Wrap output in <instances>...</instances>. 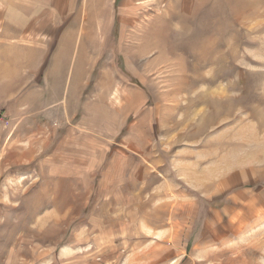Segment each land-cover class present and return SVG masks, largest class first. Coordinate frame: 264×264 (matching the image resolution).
I'll list each match as a JSON object with an SVG mask.
<instances>
[{"label": "rangeland", "instance_id": "obj_1", "mask_svg": "<svg viewBox=\"0 0 264 264\" xmlns=\"http://www.w3.org/2000/svg\"><path fill=\"white\" fill-rule=\"evenodd\" d=\"M46 2L0 0V264H264V0Z\"/></svg>", "mask_w": 264, "mask_h": 264}, {"label": "crops", "instance_id": "obj_2", "mask_svg": "<svg viewBox=\"0 0 264 264\" xmlns=\"http://www.w3.org/2000/svg\"><path fill=\"white\" fill-rule=\"evenodd\" d=\"M46 1H48V0H42V2L44 4H41V5L45 6L47 4ZM86 1H89V0H86ZM90 1H93V0H90ZM95 1H97V0H95ZM102 1H103L104 5L106 6V8L105 9H101V11L98 8H88V7L86 8L85 7V4H84L83 10H82V12L80 14L81 15V18L84 17V16H87V17H97V16H99V13H101V15H106V13H107V15H108L109 12H108V9H107V0H102ZM41 5H40V7H41ZM44 12L45 11H42L41 10L39 13H37L36 17L33 18L32 23H30L28 25V27H31L32 29L41 28L42 27V24H43V20L41 19V22H37V21H38V18L39 17H42V15L43 16L46 15ZM74 18H76V19L74 20V22H72V25H71L70 29L67 31L68 33H71V39L69 41V44L67 43V48L70 46V43H71V41H72L75 33L77 32L76 31V28H77V25L76 24L78 23L77 18H79V12L76 13V15L74 16ZM77 30L80 33L79 37H80V43H81L82 46L84 45V37H85V39H87V38L89 39L90 38L91 41L94 40V42H95V39H94L95 36L93 35V33H94L93 27H89L88 25H82L81 24V26H79V29H77ZM96 30H97V28H96ZM97 33L99 34V31H97ZM82 37H83V42L81 40Z\"/></svg>", "mask_w": 264, "mask_h": 264}]
</instances>
